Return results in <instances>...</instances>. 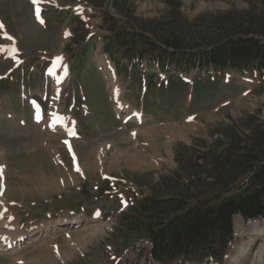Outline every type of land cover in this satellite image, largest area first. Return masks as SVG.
Returning <instances> with one entry per match:
<instances>
[{"label":"rangeland","instance_id":"obj_1","mask_svg":"<svg viewBox=\"0 0 264 264\" xmlns=\"http://www.w3.org/2000/svg\"><path fill=\"white\" fill-rule=\"evenodd\" d=\"M2 1L5 33L16 39L10 45L18 53L7 56L0 48V77L11 71L0 80V214L8 211L21 231L50 228L55 221L76 216L84 221V229L91 230L72 242L70 257L41 260L40 254L48 255L47 248L35 243L10 255L0 253V264H13L14 256L21 257L16 264H155L147 219L157 223L163 211L173 208L169 199L174 191L178 195L183 188L199 199L212 192L221 199L243 184L246 176H239V168L227 167L231 173L224 178L234 182L232 189L217 191L210 163L200 157L209 154L225 162L247 154V149L253 156L259 154L254 142L264 124V76L254 70L197 72L195 80L189 77L184 84L175 78L166 82L168 74L155 68L156 76L149 78L147 63L132 57L139 45L133 46L126 34L152 37L164 22L165 30L176 27L179 34L189 36L197 27L215 38L231 30L245 31L253 17L252 34L264 40V0H51L58 6L81 4L73 13L53 10L44 0L46 22L41 26L34 23L26 0H8L11 5ZM230 18L236 19V26L215 22ZM3 35L0 31V47L8 43ZM124 50L131 56H123ZM56 53L63 55L70 72L59 111L84 137L71 140L78 170L60 142L64 134L42 130L31 118L28 99L53 93L44 70ZM104 61L115 72L119 101L146 113L142 124H122L114 117L109 67L105 64V71L100 67ZM86 105L91 114H86ZM263 226L264 218L242 222L236 216L235 235L220 264H253L264 245V237L254 233L258 235ZM71 230L52 234L59 249Z\"/></svg>","mask_w":264,"mask_h":264},{"label":"trees","instance_id":"obj_2","mask_svg":"<svg viewBox=\"0 0 264 264\" xmlns=\"http://www.w3.org/2000/svg\"><path fill=\"white\" fill-rule=\"evenodd\" d=\"M255 21L253 17L249 18V28L243 32L231 30L215 38L202 33L197 27L196 34L189 36L179 34L176 27L165 30L164 22L159 25L160 31H152V37L143 32H127L126 35L132 38L133 46L139 45L137 55L145 58L148 65L155 60L159 65L168 64L184 72L194 68L213 69L215 72L255 69L264 75V40L255 37L250 29ZM215 22L236 26L235 18ZM118 36L115 34L116 43L120 41ZM118 45L121 47V43ZM124 55L129 56L128 52ZM258 132L261 136L254 142L260 147L258 155L253 156V150L247 149V154L225 162L219 161V156L206 154L200 157L210 163L211 177L216 176L217 181L212 184L219 186L217 191L232 189L234 182L224 178L231 173L227 167L239 168V176L246 177L240 187L235 186L233 194L219 199L211 192L206 198L199 199L182 188L178 195L174 191V197L169 199L174 203L173 208L163 211V218L157 223L147 219L150 255L154 261L165 264L207 258L221 261L233 237V216L239 214L244 220L264 217V124Z\"/></svg>","mask_w":264,"mask_h":264},{"label":"bare ground","instance_id":"obj_3","mask_svg":"<svg viewBox=\"0 0 264 264\" xmlns=\"http://www.w3.org/2000/svg\"><path fill=\"white\" fill-rule=\"evenodd\" d=\"M59 53H56L53 55L57 56V54H59ZM99 59H102V58H99ZM101 63H102V65L100 64L101 65L100 67L103 68L104 70H107V67L105 66V62H101ZM108 70H109L108 75H107L108 78L110 77L111 79H113V80L109 81L110 80V78H109V80H108V84L110 83L109 84L110 93L115 94L113 91H116V89H115V79L116 78H115L113 71L110 68H108ZM66 77L68 78V73H67V76L62 78L61 83L59 84V87H61V88L63 87L64 83L67 81V80H65ZM116 94H117V92H116ZM123 104L117 100V103L115 104L116 113L117 114L118 113H125V114L132 113L130 110H128L126 108L125 104L124 105ZM132 115H134V114H132ZM141 117H142V122H144L143 121L144 117L143 116H141ZM130 120L136 121V120H141V119L138 115L135 114ZM20 123H21V121H20ZM35 124L39 125V127H41L42 129L53 130V132H61L62 131L64 134H66L64 131V128H62L61 126L57 127L53 124H49L48 120H45L42 116L40 117V119L37 122H35ZM132 133H135V132H132ZM131 137L136 138V137L132 136V134H131ZM45 138H48V136ZM92 162H95V161L92 160ZM78 165L79 164L77 162V167H78ZM94 165L96 166V162ZM73 166L75 167L76 163L75 164L73 163ZM85 166H86V164H85ZM88 168H89V166H88ZM54 223H56V224H54ZM52 224L53 225L50 226V228H48V227H45V228L41 227L40 228V226H38L35 228H27L26 230L21 231L20 226L17 225V222L15 221V218L14 217L11 218L10 213H8V211L1 212V214H0V253H3V254L5 253V254L10 255L12 253H16V251L19 250V248L22 245L39 243V244H41L40 246H42L44 248L46 247L47 251H48V255H46V254L41 255L40 254L39 258L41 259V256H42V258L46 257L49 259L50 262H52V261H55V259L58 260V259L64 258V257H70V255L73 254L72 242H74V241L76 242L78 240L77 238L79 236H81V234H83L84 232L89 233V230H91V228L89 230L87 229L88 231L86 229H84L85 228L84 221L80 220L79 216L72 217L69 220L60 219L59 221H55ZM81 226H83V227H81ZM70 228H72L73 231L71 230V231L66 232V234H65V240L66 241L64 243V247L62 246L63 249H61V248L59 249L56 246V242H54L53 238L51 237L52 234H56L57 232H59L61 230L70 229ZM75 229H77V230H75ZM98 230H99V232L101 231L100 225L98 227ZM254 235L259 237V238H261V237L263 238L264 237V226L261 230H259L258 235H256L255 233H254ZM12 243L14 244V248L4 249L1 246V244L7 245V244H12ZM250 244H252V243H250ZM244 247H245L244 245L241 246V248H244ZM250 247H251V245L249 246V248H248V246H246V250H245L246 252L244 251L245 254H243V256H245L249 252ZM263 250H264V245L259 247L257 253L255 254L253 264H260L261 263L262 256H263ZM51 251H52V253H51ZM56 251H58V253H56ZM237 255H240V252L237 251ZM20 258L21 257H15L14 256L12 261L16 264V261ZM233 260L234 259H231V261H233Z\"/></svg>","mask_w":264,"mask_h":264},{"label":"crops","instance_id":"obj_4","mask_svg":"<svg viewBox=\"0 0 264 264\" xmlns=\"http://www.w3.org/2000/svg\"><path fill=\"white\" fill-rule=\"evenodd\" d=\"M8 1V0H7ZM0 2H2L3 3V1L2 0H0ZM26 3H27V0H26ZM8 4H12L11 2H9L8 1ZM27 5H28V3H27ZM0 6H3V5H1L0 4ZM11 7H9V9H10ZM3 13H4V11H3ZM0 17L3 19V20H7V18H5V15L4 14H2V13H0ZM28 19V18H27Z\"/></svg>","mask_w":264,"mask_h":264},{"label":"snow or ice","instance_id":"obj_5","mask_svg":"<svg viewBox=\"0 0 264 264\" xmlns=\"http://www.w3.org/2000/svg\"><path fill=\"white\" fill-rule=\"evenodd\" d=\"M33 2L35 3V0H33Z\"/></svg>","mask_w":264,"mask_h":264}]
</instances>
